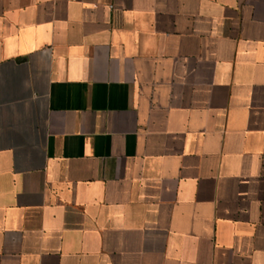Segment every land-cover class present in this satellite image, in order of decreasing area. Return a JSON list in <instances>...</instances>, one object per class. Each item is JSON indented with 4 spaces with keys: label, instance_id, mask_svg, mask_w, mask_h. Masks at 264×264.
Segmentation results:
<instances>
[{
    "label": "crops",
    "instance_id": "crops-1",
    "mask_svg": "<svg viewBox=\"0 0 264 264\" xmlns=\"http://www.w3.org/2000/svg\"><path fill=\"white\" fill-rule=\"evenodd\" d=\"M0 264H264V0H0Z\"/></svg>",
    "mask_w": 264,
    "mask_h": 264
}]
</instances>
